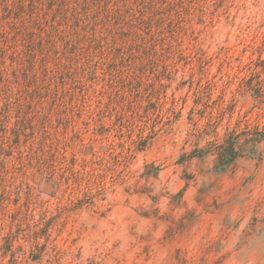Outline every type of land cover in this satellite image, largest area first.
Here are the masks:
<instances>
[{
	"label": "rangeland",
	"instance_id": "rangeland-1",
	"mask_svg": "<svg viewBox=\"0 0 264 264\" xmlns=\"http://www.w3.org/2000/svg\"><path fill=\"white\" fill-rule=\"evenodd\" d=\"M39 1L0 0V75L21 24L28 49L41 37L50 51L18 143L16 105L0 101V264H264V140L260 158L213 171L229 133L264 131V83L250 87L264 0H152L135 35L141 0H101L75 25ZM125 37L127 54L153 56L129 79L99 54Z\"/></svg>",
	"mask_w": 264,
	"mask_h": 264
},
{
	"label": "trees",
	"instance_id": "trees-1",
	"mask_svg": "<svg viewBox=\"0 0 264 264\" xmlns=\"http://www.w3.org/2000/svg\"><path fill=\"white\" fill-rule=\"evenodd\" d=\"M42 0L39 2L41 3ZM105 1V0H104ZM101 0H60L59 4H61V11H63L62 21L65 23H70L71 25L85 23L90 21V11L92 5H96L100 3ZM152 0H141L139 5L140 9L136 13L132 14L131 21L128 22V27L134 29V35L138 34L140 29L144 26L150 27L152 21L154 19L153 12L155 11L154 7H151V11H149V3ZM63 3V4H62ZM104 3V2H103ZM42 4V3H41ZM8 7V6H7ZM8 9H14L12 7ZM104 8L98 10V13L103 11ZM96 16V15H94ZM133 22V23H132ZM22 26V27H21ZM19 29H17L12 35L16 36L15 41L12 43L9 51V55L13 60L10 64L12 72L9 73V77L1 76L0 75V101L3 102L5 106L9 108V110L16 105V112L17 115L15 117L14 127L12 130L9 129L13 138L16 137L18 140L15 143H18L19 137L23 132H26L28 129V118L27 114L25 113L23 106L24 103L21 101H30L29 97V86L28 83L31 79H35L37 77V68L36 65H41L45 58L48 56L49 47L45 46L46 43H49L48 40L44 41L43 38H39L36 42L31 41L32 49L27 48V37L26 34L24 36L17 38V34L24 33L25 27L21 24ZM89 33L88 31H86ZM12 32H9V34ZM11 35V36H12ZM112 41H116V38H112ZM46 42V43H45ZM17 46H20V49L17 50ZM132 45L128 41V39L121 38L119 43L111 42V44L105 45L104 49L99 51L101 54L102 60L105 64L113 65L108 69V73L116 70V63L118 61H123L121 64V68L117 69L116 71H125V72H118V75H122L127 77V75L133 74V72L138 71L139 68L146 66L152 59L153 56L149 54H141L138 55L129 52L127 54L126 48L131 47ZM138 50V48H137ZM136 50V51H137ZM138 53V52H137ZM69 59V58H67ZM55 66L53 69V73L59 71L61 66H63V62H60L59 57H54ZM117 61V62H116ZM44 69V68H43ZM57 69V70H56ZM30 71L29 77H24L20 80V76L18 72L20 71ZM46 71V69H44ZM1 72L4 74L3 70L0 69ZM26 79V80H25ZM264 83V79H258V81L252 84L250 87L254 89L256 96L260 95V85ZM16 87V88H15ZM45 86L41 85H34L32 88H38V93H41L42 88ZM35 90V89H34ZM31 94V93H30ZM36 95V94H35ZM40 96V94H39ZM8 116V115H7ZM8 130L4 127L3 130H0V140L3 139V143L0 145V148L3 150V144L6 142H10L11 138H9ZM242 136H245L242 138ZM264 140V131L255 130L253 132L246 131L245 133L235 134L229 133L223 141L218 144L215 148V159L213 164V171L215 173H222L227 170L236 160L241 157H249L253 158L256 155L257 159L260 158L259 153V144ZM38 145L41 146V151L44 152L43 146H45L44 141H39Z\"/></svg>",
	"mask_w": 264,
	"mask_h": 264
}]
</instances>
